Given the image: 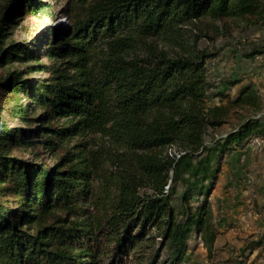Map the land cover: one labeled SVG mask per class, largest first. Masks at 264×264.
Returning a JSON list of instances; mask_svg holds the SVG:
<instances>
[{
	"label": "trees",
	"instance_id": "16d2710c",
	"mask_svg": "<svg viewBox=\"0 0 264 264\" xmlns=\"http://www.w3.org/2000/svg\"><path fill=\"white\" fill-rule=\"evenodd\" d=\"M8 1L0 9V69L22 67L0 78V91L7 94L2 103L0 96V264H122L129 251L152 240L143 238L153 228L175 259L192 228L210 248L214 235L205 203L193 213L187 206L176 211L164 188L182 178L200 194L216 171L209 168L216 152L192 163L206 129L221 127L231 108L257 114L261 104L245 87L225 106H206L204 56L186 53L180 38L184 25L203 17L250 16L264 24V0H78L84 6L78 14L69 10L62 31L50 28L29 42L12 40L14 28L25 16L47 11L49 3ZM11 5H21L19 15ZM39 41L42 47L32 50ZM35 73L45 76L30 77ZM34 106L40 111L32 118ZM16 120L37 128H10ZM263 131L264 119H248L219 150ZM98 139L113 147L117 191L103 215L93 186ZM173 145L183 154L163 158ZM20 147L33 160L9 155ZM36 147L50 157L63 150L62 156L49 167L37 162ZM140 186L153 194L139 195ZM159 255L147 264H157Z\"/></svg>",
	"mask_w": 264,
	"mask_h": 264
},
{
	"label": "rangeland",
	"instance_id": "374dc122",
	"mask_svg": "<svg viewBox=\"0 0 264 264\" xmlns=\"http://www.w3.org/2000/svg\"><path fill=\"white\" fill-rule=\"evenodd\" d=\"M41 1L48 2L49 9L34 16L27 15L18 21L13 30L12 40L29 42L34 38L41 39L43 32L47 33L50 28L62 31L69 24L70 16L67 15L69 10L78 14L81 6H84L78 0ZM7 2L9 1L0 0V9ZM21 5L15 6V9L13 5L10 7L19 15L23 9ZM180 39L186 53L190 52L192 56L201 53L204 56L206 106L209 108L225 106L228 100L233 101L240 90L247 87L254 91L256 101L261 104L260 111L254 114V111L248 108H231L227 120L221 127L206 129L202 136V147L193 152L192 163L212 156L210 152H216L215 157L209 158V168L216 171L210 179L203 181V191L200 194L196 193L192 181L185 183L182 178L175 184L169 180L168 186L164 188L165 193L171 196V205L176 211L180 206L183 208L187 206L193 213L197 207L205 203L214 235L211 247L208 248L207 240L192 228L183 253L175 259L170 256L166 247L162 248L159 230L153 228L147 230V235L143 238L147 241L151 236L152 240L142 242L134 252L129 251L127 261L122 264H147L158 250L160 255L157 264H264V133L257 135L252 133L253 135L247 137L245 141L229 142L219 150L220 144L225 143L227 136L239 130V126L248 119L253 117L264 119V24L259 22L258 18L250 16H230L218 20L203 17L184 25ZM147 41L159 49L181 53L178 47L160 39ZM41 44L42 41L35 43L31 46L32 50L41 48ZM42 61L49 64L46 58ZM21 67L14 64L0 69V78L7 70ZM43 76H45L43 73L30 75L33 78ZM0 96L2 103L7 94L0 91ZM39 111L36 106L32 107L31 117H37ZM27 126L37 128L35 123L26 125L18 120L9 123L10 128ZM97 143L99 173L93 186L101 200L97 213L103 215L117 194L112 177L114 167L109 156L114 150L107 139H98ZM62 151L57 156L50 157L48 153L41 154L43 151L39 147L34 149L39 156L37 162L49 167L55 165L62 156ZM182 154L178 145H173L164 150L162 157L177 158ZM9 155L26 160L34 158L29 149L23 147L12 148ZM186 175L184 174L185 177ZM169 177H172L171 173ZM170 186L173 188L172 191L168 188ZM138 194L151 195L153 192L140 186ZM183 195H187L186 201L181 199ZM176 218L183 219L178 214ZM135 252L136 256L133 257Z\"/></svg>",
	"mask_w": 264,
	"mask_h": 264
},
{
	"label": "water",
	"instance_id": "95a60500",
	"mask_svg": "<svg viewBox=\"0 0 264 264\" xmlns=\"http://www.w3.org/2000/svg\"><path fill=\"white\" fill-rule=\"evenodd\" d=\"M1 131H2V121H1V116H0V136H1Z\"/></svg>",
	"mask_w": 264,
	"mask_h": 264
},
{
	"label": "bare ground",
	"instance_id": "6f19581e",
	"mask_svg": "<svg viewBox=\"0 0 264 264\" xmlns=\"http://www.w3.org/2000/svg\"><path fill=\"white\" fill-rule=\"evenodd\" d=\"M62 19V18H61Z\"/></svg>",
	"mask_w": 264,
	"mask_h": 264
}]
</instances>
